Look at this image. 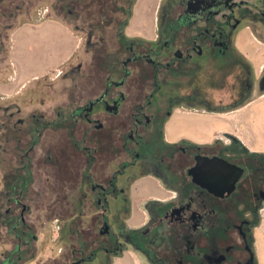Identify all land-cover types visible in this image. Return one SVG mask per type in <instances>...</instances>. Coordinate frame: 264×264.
<instances>
[{
	"label": "flooded vegetation",
	"instance_id": "af4514ba",
	"mask_svg": "<svg viewBox=\"0 0 264 264\" xmlns=\"http://www.w3.org/2000/svg\"><path fill=\"white\" fill-rule=\"evenodd\" d=\"M94 1L83 0L85 18L72 22L93 55L107 44L101 29H114L99 92L93 95L97 62L82 85L88 75L78 61L60 74L85 90L83 102L57 106L54 117L0 103V161L14 138L18 162L12 174L0 172V264H23L36 253L30 248L40 234L29 213L32 193L35 200L43 195L34 193L31 171L52 180L50 171L37 170L41 155L35 159L33 151L42 129L58 123L72 139L88 134L95 143H73L83 173L68 186L72 197L62 208L49 200L45 209L50 237L61 240L58 264H264V151L228 131L198 142L173 123L242 107L264 92V68L256 70L236 46L242 28L264 39V0H161L151 24L142 0ZM27 2L0 0V8L19 12ZM42 155L55 162L51 150ZM143 178L154 193L168 194L136 203L133 186ZM52 220H62V228Z\"/></svg>",
	"mask_w": 264,
	"mask_h": 264
},
{
	"label": "rangeland",
	"instance_id": "374dc122",
	"mask_svg": "<svg viewBox=\"0 0 264 264\" xmlns=\"http://www.w3.org/2000/svg\"><path fill=\"white\" fill-rule=\"evenodd\" d=\"M106 1L111 3L113 0ZM160 1L142 0L145 10V22L151 24L155 19ZM99 2V0H95L92 4L96 5ZM83 4V0H28L26 7L19 12L12 11L11 5H7L5 10L0 8V34H2L0 37V70L5 67H8L9 70L11 69V71H0V103L8 105L12 102H19L23 105L24 112L29 113L31 109L38 108L43 110L48 116L54 117L57 106H66L69 101L76 98L83 102L85 99H81V95L85 90L79 91L78 87H73V82L70 78L64 79L63 73L60 74L61 71L76 65L78 61L84 62L86 67L84 72L87 75L90 72L88 70L91 64L97 62V66L101 70L97 71L100 74L99 77L95 76L94 78V83L98 86H96V91H94L93 95L99 92L105 81V70L109 68V60L111 59L109 54L112 51L111 43L114 39V29L108 27L101 29L104 31L103 34L107 36V44L99 50L98 55L87 53V46L82 39L85 34L81 30L75 29L73 26L74 22H72L73 20L76 23H80L85 18L86 9ZM92 7L95 8L94 5ZM67 8H73L75 14L69 15ZM87 8H91V6ZM49 19L61 22L68 26V29L57 24L45 26L43 22H47ZM246 29L250 32L252 31L249 28L239 30L236 35V46L239 51L246 55L254 68L258 70V67L264 61V39L259 37L256 32V37L251 33V36L246 34L247 38L245 39ZM75 44L76 48L74 49ZM68 52H71V55L65 60H61L62 56ZM123 56V53H119L115 62L119 61ZM56 62L55 66L43 69L46 65ZM88 77L91 78L88 75L79 79L82 85L88 81ZM52 89L54 90L53 93ZM78 95L79 97H77ZM258 98L256 97L253 100L255 105L252 102L251 105L245 108L239 107L229 111H214L210 113L211 115L214 114L215 121H217L214 127L216 128L215 135L229 130L241 136L250 146L252 144L251 147L253 145L259 146V150L264 151V96L260 99ZM258 105H261V108H259L261 109L260 116L256 118L254 115H250V117L249 111L257 109ZM62 107L65 109L64 106ZM238 109L239 111H234ZM239 121H242V123H238ZM199 125L201 129H204L206 122L199 123ZM208 126L210 127V122ZM218 126L219 128H217ZM67 130V127L59 123L54 124L52 127L43 128V135L38 139L36 150L33 151L36 156L35 159L41 155V158L36 162L37 170L50 171L51 174L46 176L51 177L52 181L46 184L48 182L45 180V175L42 171H36L35 174L31 171L32 175H35L33 178L36 179L34 184L31 183V187L37 196L42 193L43 198L35 200V194L32 193L33 210L30 211L29 218L35 221L36 233L40 234L41 240L31 244L30 251L33 253L36 251V253L34 255L27 254L23 264H37L39 262L54 264L52 262L55 260L58 261V264L61 259V256L57 255L61 246L60 239L54 242V255L49 256L50 252L45 250V248L50 247L47 237L42 236L43 232H48V223L50 222L45 217V209L49 200L52 203L51 206L62 208L65 205V201L72 197V194H68V186L73 185L72 182L75 180L74 177L76 175L77 179H79L83 173L81 164L85 163V160L82 158L81 153L76 152L77 150L74 149L73 143L77 141L80 148L82 145H95L93 138L88 134L86 135L87 137H82L81 139L76 137L72 139L71 134H67ZM9 145L10 150L6 152L7 160L3 156L2 159H4L0 161V172L9 171L12 174L13 167L18 163L15 155H11L13 148H15L14 138H11ZM28 145L27 143L25 147H28ZM45 148L51 150L54 154L55 162L53 164H49L43 159L42 153ZM33 152L32 154H34ZM3 154L5 155V153ZM100 157H102V154ZM87 164L89 166L87 168L88 171L93 165L92 163ZM30 169L33 168H26L23 173L29 175ZM52 190L54 193L50 192ZM61 191L63 195H60ZM52 222L56 229L58 226L62 228V220L58 222L52 220ZM56 229L55 233H57ZM260 235H264L263 230ZM8 244H11L10 241H8ZM260 251L261 261L264 263V246L261 247Z\"/></svg>",
	"mask_w": 264,
	"mask_h": 264
},
{
	"label": "crops",
	"instance_id": "0c3cea01",
	"mask_svg": "<svg viewBox=\"0 0 264 264\" xmlns=\"http://www.w3.org/2000/svg\"><path fill=\"white\" fill-rule=\"evenodd\" d=\"M43 24L45 26H49V25H59V26H62L64 27L65 25L62 24L61 22L59 21H54V20H50L47 21V22H43ZM67 29H68V26H65ZM256 37V34L255 32L253 31H248L246 29L245 31V39L247 38L246 37V34L248 35H252V34ZM264 43V42H263ZM76 48V44L74 45V49ZM261 48V47H260ZM71 55V52H68L66 55L62 56V59L61 60H65L66 58H68L69 56ZM57 64L56 63H53L51 65H46L43 69H47L49 68L50 66H55ZM264 68V61L261 63V65L258 67V71H261L262 69ZM42 69V70H43ZM0 71H11V69L9 70L8 67H5L4 69L0 70ZM3 82V81H2ZM264 96V92L259 96L258 99L262 98ZM258 101V100H257ZM253 102V104L255 105V102L254 101H251L245 105H243L242 107L245 108V107H248L249 105H251ZM259 107L257 109H253L252 111H249V116L250 115H254L256 118L257 116H260V113H261V108L260 106L261 105H258ZM256 108V107H255ZM234 111H239L238 110H234ZM213 113V112H212ZM251 117V116H250ZM206 122V127H204V129H201L199 123H202V122ZM236 121V120H235ZM210 122V127L208 126V123ZM173 123L176 125L179 123L181 129H182V134L186 137H190L198 142H201V141H205L207 139H212L215 137V133H216V128H214L217 124V121H215V117H214V114L211 115V114H208V115H200V114H192V115H188V116H181L179 118H174L173 119ZM235 123V122H234ZM238 123H242V121H239ZM191 126V127H190ZM193 127V128H192ZM219 128V126L217 127ZM194 129V130H193ZM227 130V129H226ZM228 132H231L229 130H227ZM233 133V132H232ZM235 134V133H234ZM239 136V135H238ZM241 139L242 137L239 136ZM243 140V139H242ZM251 140V139H249ZM253 140V139H252ZM246 144H248L250 146V144L243 140ZM252 146V144H251ZM252 148H255V149H259V146H255L253 145ZM154 192L151 191L150 187L149 186H146L145 185V178L143 179H140L138 180L134 186H133V195L134 197L137 199L136 200V203L139 202L146 194H153ZM154 194H158L160 196H166L168 194V191L167 190H160L159 192L157 193H154ZM55 227V226H53ZM47 232V231H46ZM44 234H42V236H46L47 238V242L48 245L50 247L48 248H45L46 251L50 252L48 255L51 256V255H54L55 254V245H54V242H57V237L56 235L53 236V238L50 237V235L45 232H43ZM41 240V236L39 238V241ZM57 240V241H56ZM57 246V245H56ZM59 249V248H58Z\"/></svg>",
	"mask_w": 264,
	"mask_h": 264
},
{
	"label": "bare ground",
	"instance_id": "6f19581e",
	"mask_svg": "<svg viewBox=\"0 0 264 264\" xmlns=\"http://www.w3.org/2000/svg\"><path fill=\"white\" fill-rule=\"evenodd\" d=\"M262 228H263V226H262ZM263 242H264V239L262 238V240H261V243H262V245H264V243H263Z\"/></svg>",
	"mask_w": 264,
	"mask_h": 264
}]
</instances>
